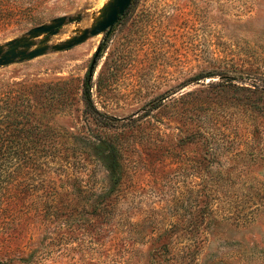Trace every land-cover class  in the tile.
I'll list each match as a JSON object with an SVG mask.
<instances>
[{
    "label": "rangeland",
    "instance_id": "374dc122",
    "mask_svg": "<svg viewBox=\"0 0 264 264\" xmlns=\"http://www.w3.org/2000/svg\"><path fill=\"white\" fill-rule=\"evenodd\" d=\"M109 1L0 0L4 50L66 17L0 66V131L35 134L1 173L20 178L0 186V264H264V0H130L54 49ZM87 74L109 128L84 110Z\"/></svg>",
    "mask_w": 264,
    "mask_h": 264
},
{
    "label": "water",
    "instance_id": "95a60500",
    "mask_svg": "<svg viewBox=\"0 0 264 264\" xmlns=\"http://www.w3.org/2000/svg\"><path fill=\"white\" fill-rule=\"evenodd\" d=\"M129 4L130 0H110L106 6L102 8L101 14L89 28H84L77 36H73L62 44L54 45V49L63 50L70 48L81 43L88 35H97L104 32L108 33L120 16L125 13ZM65 20V16H59L48 24L35 26L27 32L26 36L6 42L5 50L0 45V66L6 65L14 60L31 59L42 54L46 50L44 40L40 41L38 46L30 49L32 46L31 38L46 35L47 39L50 35H54L58 32Z\"/></svg>",
    "mask_w": 264,
    "mask_h": 264
},
{
    "label": "trees",
    "instance_id": "16d2710c",
    "mask_svg": "<svg viewBox=\"0 0 264 264\" xmlns=\"http://www.w3.org/2000/svg\"><path fill=\"white\" fill-rule=\"evenodd\" d=\"M90 77L89 74L86 75L83 89H82V99L84 102V110L86 113H88L93 120L98 124V126L103 128H109L111 126L112 119L111 117L103 114L100 112L92 103L90 98ZM22 113L21 115H25L23 111H20ZM22 116V117H23ZM27 120V119H26ZM21 118H15L12 120H6V127L3 128L2 131H0V186L1 185H7V183H2V179L8 178L7 181L9 182L12 179H18L20 178V175H12L13 173H7V176H1L2 171H6L8 169V166H13V170H19L21 167L25 166L28 163V154L25 151L19 150V149H13L11 148V141H14V143L18 145H24L27 143H31L33 141L31 136L35 137V134H33L31 128H27L25 126V123L22 122ZM13 128V130H11ZM12 134L14 136H12ZM12 137V140H11ZM100 143H106L104 139L101 137L99 138ZM111 151L109 156V162L108 166L110 171L115 170V161H116V153H115V142L113 140L111 144ZM18 173V172H15ZM19 181V180H15ZM0 194H2L0 192ZM160 238V237H158Z\"/></svg>",
    "mask_w": 264,
    "mask_h": 264
}]
</instances>
